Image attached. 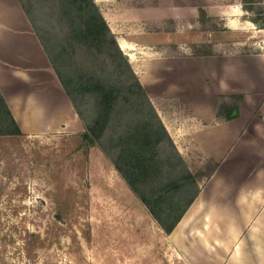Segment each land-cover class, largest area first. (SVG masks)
<instances>
[{"label": "rangeland", "instance_id": "obj_1", "mask_svg": "<svg viewBox=\"0 0 264 264\" xmlns=\"http://www.w3.org/2000/svg\"><path fill=\"white\" fill-rule=\"evenodd\" d=\"M21 1L57 66L72 80L74 102L85 122L97 119L99 100L78 89L79 83L102 79L123 86L136 75L201 189L216 163L183 133L190 108L180 90L189 96L204 94L205 78L211 89L221 78L234 83L227 71L230 62L217 57L264 54V0L250 6L242 0H213L207 11L200 0H176L174 19L145 9L141 19L126 22L114 34L128 40L144 36L135 46L138 53L129 57L122 50L123 58L106 37L99 44L70 37L81 23L76 3L67 7L60 0ZM138 1L143 7L153 5V0ZM143 45L163 51L167 60L185 62L172 74L171 63L158 67L155 58L145 57ZM220 95L227 97L219 105L230 106L239 94ZM81 122L78 132L0 135V264H186L180 251L184 236L172 240L175 229L164 231L116 169L114 155L100 140L84 135ZM113 125L105 131L106 142L120 131ZM163 146L162 151L173 152Z\"/></svg>", "mask_w": 264, "mask_h": 264}, {"label": "crops", "instance_id": "obj_2", "mask_svg": "<svg viewBox=\"0 0 264 264\" xmlns=\"http://www.w3.org/2000/svg\"><path fill=\"white\" fill-rule=\"evenodd\" d=\"M200 1L206 10L213 0ZM95 2L113 34L119 33L126 22L141 19L148 8L164 19L175 17L176 0H153L147 8L138 0ZM142 38L116 39L120 47L125 43L126 48L121 49L131 57L138 53L135 46ZM142 52L147 58H155L158 67L171 63L172 74L178 63L185 62L169 60L171 57L167 60L163 51L145 45ZM217 58L230 62L227 71L234 83L221 78L211 89L205 78L204 94L197 91L189 96L186 89L180 90L179 96L190 108L183 133L189 134L187 139L216 167L171 237L175 241L184 236L180 251L186 264H264V54L237 53ZM0 91L28 136L78 132L82 127L21 0H0ZM215 94L243 95L239 116L218 121Z\"/></svg>", "mask_w": 264, "mask_h": 264}, {"label": "trees", "instance_id": "obj_3", "mask_svg": "<svg viewBox=\"0 0 264 264\" xmlns=\"http://www.w3.org/2000/svg\"><path fill=\"white\" fill-rule=\"evenodd\" d=\"M60 1L62 5L67 7L74 5V3L78 5V15L81 23L71 30L70 37L73 40L79 37V42L85 39V41L99 44L106 37L108 44L116 50L117 56L119 54L122 58L125 57L116 37L94 0H90L91 3L88 0ZM242 1L244 5L250 6L255 0ZM22 5L24 7L23 3ZM25 11L28 15L26 9ZM35 30L61 84L78 115L85 122L74 102L72 80L66 79L64 73L52 58L50 50L45 45L36 27ZM127 66L130 69L129 65ZM132 76L133 81L123 86L117 82L110 84L102 79L84 80L77 85L78 89H81L84 93L93 94L99 100V115L93 124L85 122L87 133L84 135H92L95 139L100 140L101 147L107 153L114 155L113 162L118 172L164 231L171 233L199 195L201 191L200 181L198 176L190 171L181 154L177 151L173 139L151 102L145 87L136 75L132 74ZM226 97V95L220 94L215 96L216 115L217 120L220 122L237 118L239 116V105L243 99V95L239 94L235 96L237 97L235 104L220 106L219 100ZM110 122L120 131L117 136L113 137L111 135L109 137L110 144L108 145L109 141L106 142V135L104 134L108 126L110 127ZM0 135H25L1 91ZM163 145L173 148V152H168L167 149L162 151L161 148L164 149Z\"/></svg>", "mask_w": 264, "mask_h": 264}]
</instances>
